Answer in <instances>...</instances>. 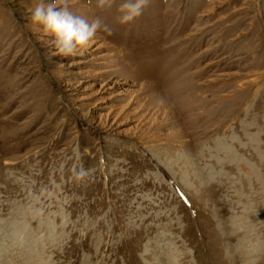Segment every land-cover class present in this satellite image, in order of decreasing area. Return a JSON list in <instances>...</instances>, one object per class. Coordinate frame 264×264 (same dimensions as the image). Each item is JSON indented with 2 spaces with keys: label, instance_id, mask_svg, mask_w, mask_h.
Segmentation results:
<instances>
[{
  "label": "rangeland",
  "instance_id": "obj_1",
  "mask_svg": "<svg viewBox=\"0 0 264 264\" xmlns=\"http://www.w3.org/2000/svg\"><path fill=\"white\" fill-rule=\"evenodd\" d=\"M36 2L0 0V264H264V0H67L112 30L72 56Z\"/></svg>",
  "mask_w": 264,
  "mask_h": 264
},
{
  "label": "clouds",
  "instance_id": "obj_2",
  "mask_svg": "<svg viewBox=\"0 0 264 264\" xmlns=\"http://www.w3.org/2000/svg\"><path fill=\"white\" fill-rule=\"evenodd\" d=\"M150 0H124L119 5L120 23H130L141 15ZM114 0H97L100 9L111 8ZM30 19L34 24L42 25L46 34L54 37L58 54L63 56L76 55L85 50L93 41L98 30L111 34V28L96 17L91 22L68 10L67 0H37L30 9ZM93 169H85L82 165L73 167V179L83 181L93 175Z\"/></svg>",
  "mask_w": 264,
  "mask_h": 264
}]
</instances>
